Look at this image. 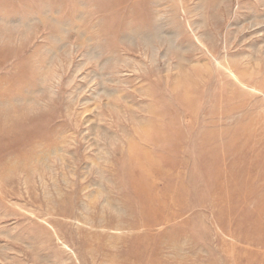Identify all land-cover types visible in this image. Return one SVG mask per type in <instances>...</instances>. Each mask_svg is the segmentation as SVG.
<instances>
[{
  "label": "rangeland",
  "instance_id": "1",
  "mask_svg": "<svg viewBox=\"0 0 264 264\" xmlns=\"http://www.w3.org/2000/svg\"><path fill=\"white\" fill-rule=\"evenodd\" d=\"M0 264H264V0H0Z\"/></svg>",
  "mask_w": 264,
  "mask_h": 264
}]
</instances>
